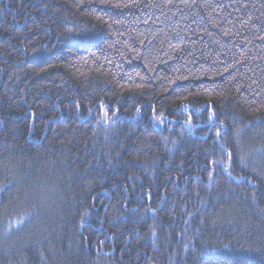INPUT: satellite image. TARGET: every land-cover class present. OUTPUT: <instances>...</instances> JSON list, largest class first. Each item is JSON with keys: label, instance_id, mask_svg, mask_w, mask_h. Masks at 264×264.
Instances as JSON below:
<instances>
[{"label": "trees", "instance_id": "obj_1", "mask_svg": "<svg viewBox=\"0 0 264 264\" xmlns=\"http://www.w3.org/2000/svg\"><path fill=\"white\" fill-rule=\"evenodd\" d=\"M0 264H264V0H0Z\"/></svg>", "mask_w": 264, "mask_h": 264}, {"label": "snow or ice", "instance_id": "obj_2", "mask_svg": "<svg viewBox=\"0 0 264 264\" xmlns=\"http://www.w3.org/2000/svg\"><path fill=\"white\" fill-rule=\"evenodd\" d=\"M109 6H115V5H112V4H109ZM38 62H44L42 59H38ZM49 67H51V65H49ZM40 71L41 72H44V71H46V69L45 68H41L40 69ZM137 75H139V74H137ZM138 87H143V85H139ZM108 106L107 105H104V108H107ZM140 111V109L138 108L137 109V112H139ZM113 115H115V113H113ZM156 119H158V120H160L161 122H162V117L161 116H157V117H155Z\"/></svg>", "mask_w": 264, "mask_h": 264}]
</instances>
